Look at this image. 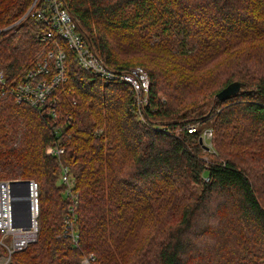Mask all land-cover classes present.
I'll use <instances>...</instances> for the list:
<instances>
[{
    "label": "trees",
    "instance_id": "1",
    "mask_svg": "<svg viewBox=\"0 0 264 264\" xmlns=\"http://www.w3.org/2000/svg\"><path fill=\"white\" fill-rule=\"evenodd\" d=\"M65 1L110 69L146 70L149 122L129 86L103 85L61 40L67 80L52 116L0 98V180L40 190L38 238L12 263L264 264V0ZM32 2L0 0L7 76L41 47L44 26L20 20ZM237 81V95L215 100Z\"/></svg>",
    "mask_w": 264,
    "mask_h": 264
},
{
    "label": "built area",
    "instance_id": "2",
    "mask_svg": "<svg viewBox=\"0 0 264 264\" xmlns=\"http://www.w3.org/2000/svg\"><path fill=\"white\" fill-rule=\"evenodd\" d=\"M38 0L32 4L24 16L34 18L45 28L38 34L41 47L34 56L32 63L20 74L7 76L0 69V98L11 97L17 104H25L40 113L53 115L56 101L50 99L54 90L66 82L65 54L59 41H64L74 54L77 66L83 71L99 78L103 85L111 82H122L129 86L132 94L131 111L138 120L147 125V107L150 103V79L142 67H130L125 72H114L87 45L78 31L79 22L69 11L65 0ZM160 128V127H158ZM167 131L166 128H160ZM196 127H190L189 133H196ZM213 134L210 129L201 133V142H205L206 151L211 148ZM61 148H49L47 154L59 156ZM21 180L0 181V264H13L12 255L24 250L34 243L39 232L38 218L40 211L39 189L34 181H29L27 211L23 186L11 187L10 182ZM61 181L70 189L73 181L65 169ZM27 215L29 226L26 227ZM67 225V222H66ZM69 227V225H68ZM83 264H91L94 257L89 255Z\"/></svg>",
    "mask_w": 264,
    "mask_h": 264
},
{
    "label": "water",
    "instance_id": "3",
    "mask_svg": "<svg viewBox=\"0 0 264 264\" xmlns=\"http://www.w3.org/2000/svg\"><path fill=\"white\" fill-rule=\"evenodd\" d=\"M243 88V84L240 82H233L230 83L229 85H227L226 87H224L221 91H219L216 96L215 99L219 102V101H223V100H227L235 95H237L240 90ZM199 141L201 142L202 140L199 139ZM11 187H15V186H23V188L25 189L24 191V199H25V205H26V211H27V196H28V185H29V181H21V182H10ZM27 222H26V227L27 228L29 226V219H28V215H27Z\"/></svg>",
    "mask_w": 264,
    "mask_h": 264
},
{
    "label": "rangeland",
    "instance_id": "4",
    "mask_svg": "<svg viewBox=\"0 0 264 264\" xmlns=\"http://www.w3.org/2000/svg\"><path fill=\"white\" fill-rule=\"evenodd\" d=\"M36 0H33V2H32V4H34V2H35ZM38 2H39V0H38ZM31 4V5H32ZM145 70V69H144ZM146 71V70H145ZM147 73V72H146ZM238 82V81H237ZM216 100V99H215ZM217 101V100H216ZM218 102V101H217ZM219 102H221V101H219ZM209 123L210 122H206V124L207 125H209ZM203 127H205V126H201V128H203ZM204 144H205V142H204ZM205 150H206V148H204ZM213 151H211L209 154H205L204 156V158H205V160H207V161H209V156H211ZM1 181V180H0ZM2 181H4V180H2ZM5 181H8V180H5ZM26 181H32V180H26ZM38 186V185H37ZM38 189H39V187H38ZM39 192H40V190H39ZM76 194H72V196H75ZM40 204V203H39ZM39 213H40V211H39ZM38 225H39V221H38ZM38 234H39V232H38ZM37 238H38V235H37ZM37 240V239H36ZM36 242V241H35ZM89 255H91V254H89ZM86 257H88V256H83L81 259H80V261H79V264H83L82 262H86ZM91 264H93V263H91Z\"/></svg>",
    "mask_w": 264,
    "mask_h": 264
}]
</instances>
